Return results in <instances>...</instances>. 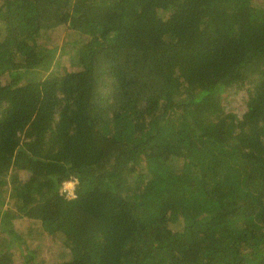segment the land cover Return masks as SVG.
<instances>
[{
    "label": "trees",
    "instance_id": "1",
    "mask_svg": "<svg viewBox=\"0 0 264 264\" xmlns=\"http://www.w3.org/2000/svg\"><path fill=\"white\" fill-rule=\"evenodd\" d=\"M1 77L0 264H264V0H0Z\"/></svg>",
    "mask_w": 264,
    "mask_h": 264
},
{
    "label": "rangeland",
    "instance_id": "2",
    "mask_svg": "<svg viewBox=\"0 0 264 264\" xmlns=\"http://www.w3.org/2000/svg\"><path fill=\"white\" fill-rule=\"evenodd\" d=\"M253 1L257 2L258 0H253ZM65 31H66V28H64L62 35L55 38L57 39L56 43L58 45V49L61 47L62 38H63V34L65 33ZM65 47L70 48V46H65ZM69 56H70V53H65L61 56H59L57 53L55 57V62L59 61L62 63L59 66L60 68H65L67 70L73 69L75 68V66L71 64L70 62L71 58H68ZM53 66L54 65L52 64V67ZM58 70L60 69L58 68ZM4 81H5L4 77H1L0 82L4 83ZM245 97L246 96L244 92H238V93L231 95V97H229V103L226 105V107L236 108L235 112L237 114H241V112L244 111V109L246 108L245 107L246 105L244 103ZM73 186H74V181H67L63 184L62 189H65V191L68 192L73 188ZM67 196L69 198L72 197L70 194H68ZM4 206H6V204ZM43 236L44 235L41 234L39 237H34L31 239L32 244L37 247L38 251H42L40 253L39 259L37 260L36 264H67V262L69 261L67 257V253L63 257H59L57 255L58 249H59L58 241L54 240L55 239L54 237H50V236L43 237ZM32 257L35 258L36 255L33 254ZM24 262L25 260L22 258L21 253L15 252L13 256V264H23Z\"/></svg>",
    "mask_w": 264,
    "mask_h": 264
},
{
    "label": "built area",
    "instance_id": "3",
    "mask_svg": "<svg viewBox=\"0 0 264 264\" xmlns=\"http://www.w3.org/2000/svg\"><path fill=\"white\" fill-rule=\"evenodd\" d=\"M74 187V186H73ZM64 190V189H63ZM65 191V190H64ZM68 194H70L72 197H74L75 195H74V191H73V188L70 190V191H68Z\"/></svg>",
    "mask_w": 264,
    "mask_h": 264
},
{
    "label": "clouds",
    "instance_id": "4",
    "mask_svg": "<svg viewBox=\"0 0 264 264\" xmlns=\"http://www.w3.org/2000/svg\"><path fill=\"white\" fill-rule=\"evenodd\" d=\"M65 190V189H64ZM68 193V192H67Z\"/></svg>",
    "mask_w": 264,
    "mask_h": 264
}]
</instances>
